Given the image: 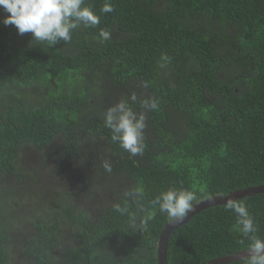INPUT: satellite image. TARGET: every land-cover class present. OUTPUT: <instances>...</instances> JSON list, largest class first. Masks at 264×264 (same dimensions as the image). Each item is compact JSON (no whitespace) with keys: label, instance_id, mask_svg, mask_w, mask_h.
Instances as JSON below:
<instances>
[{"label":"trees","instance_id":"trees-1","mask_svg":"<svg viewBox=\"0 0 264 264\" xmlns=\"http://www.w3.org/2000/svg\"><path fill=\"white\" fill-rule=\"evenodd\" d=\"M110 2L102 14L105 0H85L99 25L53 47L5 26L0 7V264L13 250L27 264H157L168 220L151 201L161 191L199 201L264 184V0ZM101 29L111 33L103 43ZM151 99L158 109L143 107ZM120 100L146 115L142 156L104 127ZM134 190L138 203L125 195ZM235 201L264 239V193ZM115 204L147 217V230L130 229ZM241 239L235 213L210 207L170 233L166 261L202 264L247 249Z\"/></svg>","mask_w":264,"mask_h":264},{"label":"clouds","instance_id":"clouds-1","mask_svg":"<svg viewBox=\"0 0 264 264\" xmlns=\"http://www.w3.org/2000/svg\"><path fill=\"white\" fill-rule=\"evenodd\" d=\"M0 7L8 13L2 21L5 26H14L19 35L31 33L33 41L37 44L46 42L49 47L57 45L60 41L69 42L73 31L81 26L96 27L100 23V17L94 14L91 7L85 6V0H0ZM113 11L114 7L110 0H105L100 12L107 14ZM110 38L109 30L99 31L98 42L103 43ZM136 99V95L132 94L131 100L135 102ZM143 107L156 110L159 102L156 99L146 100ZM103 121L104 127L111 133L113 142L118 143L133 157L143 155L147 127L144 112L137 113L129 106L127 100H120L105 111ZM103 168L107 173L112 172L108 161L103 162ZM125 195L138 203L142 193L134 190ZM197 200L198 196L194 191L171 187L155 196L151 204L166 214L169 224L175 226L194 210L193 201ZM113 207L117 213L128 216L130 229L147 230V217L138 218L127 206L115 204ZM225 210L236 215V222L243 237L239 243L243 244L244 240L249 242L244 264H264V239L258 235L259 227L248 211V206L244 202L229 199L225 204ZM139 211H144L143 205H140Z\"/></svg>","mask_w":264,"mask_h":264},{"label":"water","instance_id":"water-1","mask_svg":"<svg viewBox=\"0 0 264 264\" xmlns=\"http://www.w3.org/2000/svg\"><path fill=\"white\" fill-rule=\"evenodd\" d=\"M261 193H264V184L232 191L228 193L227 195L217 194V195L205 198L203 200L196 201L193 204L194 210L190 212L188 216L186 217V219L182 221L180 224L172 226L169 224V221L165 223L163 229L159 233L157 245H156L157 264H167L166 250H167L168 238L170 236V233L178 226L190 220L195 214L199 213L200 211L204 209L210 208V207H214L218 205H225L227 200L229 199L238 200L244 197L253 196V195L261 194ZM247 255H248V251L247 249H244V250L237 251L231 255H224L221 257L211 259L202 264H226V263L235 262L240 259H244L247 257Z\"/></svg>","mask_w":264,"mask_h":264},{"label":"rangeland","instance_id":"rangeland-1","mask_svg":"<svg viewBox=\"0 0 264 264\" xmlns=\"http://www.w3.org/2000/svg\"><path fill=\"white\" fill-rule=\"evenodd\" d=\"M37 152L36 151H31L29 149V151L26 152V155L22 161V164L24 163L26 166L29 165V167L33 166L34 164H36L37 162ZM45 155H41V157H44ZM41 159H44V158H41ZM45 162L47 163V161L45 160ZM49 164L46 165V168L49 169ZM51 180L53 181V183L57 184L58 183V179L56 177H53L51 176ZM106 184V180L105 181H101V184ZM104 184V185H105ZM26 200H27V205L26 204H23V205H20V206H17L16 209H15V218H17V220L19 221H22L26 219V216L29 214V212L31 211H28L27 210V206L30 204V198L29 197H26ZM81 200V199H79ZM82 201V200H81ZM97 214V213H95ZM13 263L12 264H27L24 262V260L22 259V257L18 254V251L17 250H13ZM62 252V249L59 250V253Z\"/></svg>","mask_w":264,"mask_h":264}]
</instances>
